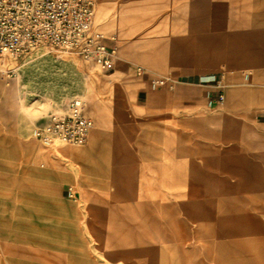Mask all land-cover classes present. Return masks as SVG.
<instances>
[{
  "label": "rangeland",
  "instance_id": "374dc122",
  "mask_svg": "<svg viewBox=\"0 0 264 264\" xmlns=\"http://www.w3.org/2000/svg\"><path fill=\"white\" fill-rule=\"evenodd\" d=\"M258 1L91 0L112 70L49 48L0 59V264H264V136L225 105L236 76L256 88L235 34L264 20ZM220 34L236 54L200 40ZM194 72L200 102L177 84ZM74 98L86 141L35 139Z\"/></svg>",
  "mask_w": 264,
  "mask_h": 264
},
{
  "label": "built area",
  "instance_id": "2783aa9c",
  "mask_svg": "<svg viewBox=\"0 0 264 264\" xmlns=\"http://www.w3.org/2000/svg\"><path fill=\"white\" fill-rule=\"evenodd\" d=\"M42 48L70 51L103 71L115 65L116 48L96 28L91 0H0V59H23ZM92 126L83 101L74 98L38 121L32 134L42 144L79 145Z\"/></svg>",
  "mask_w": 264,
  "mask_h": 264
},
{
  "label": "crops",
  "instance_id": "0c3cea01",
  "mask_svg": "<svg viewBox=\"0 0 264 264\" xmlns=\"http://www.w3.org/2000/svg\"><path fill=\"white\" fill-rule=\"evenodd\" d=\"M238 1H236L237 3ZM257 9L264 8V0H260L255 4ZM180 20L177 21L178 24H183L188 26V28H197L199 24H206V20L204 18H195L192 16H187L184 13H180L179 15ZM264 18V17H263ZM263 21V23H261ZM249 25L246 26L247 30L243 32H237L236 36V45L239 48L245 47L246 49L243 51L241 50L239 54H241V60H244L243 66H251L252 68L257 69L256 73L254 71L253 76H251V83L256 85L255 87L246 88L241 87L239 88V82L236 76V80H234L235 84V94L236 97L233 101L225 100L226 108L234 109L235 113L246 112V110H251V123L258 129L259 133L264 136V46H260L259 43L263 41L264 32L260 33L259 31H254V29H264V20L259 19V16L250 22ZM249 26V27H248ZM253 26V28H252ZM232 34H223L218 36H207L200 38L201 41H207L214 45V50L218 54L221 52H229L232 54H236L238 52L235 49L227 50L229 46L232 45V41H230L232 37H235ZM235 44V43H234ZM258 47V48H257ZM214 50L212 52H214ZM239 59V58H238ZM240 60V59H239ZM238 64H236V68ZM187 76L194 77L193 79L187 80H179L177 82L178 87L180 86H187L188 89H191L189 92V97H191L192 101L200 102L201 100L195 99H203L207 98L206 96L212 93L211 88H207L206 85L203 84L202 74L200 73H192L186 74ZM197 77V79H195ZM230 83L229 80L226 79L225 85ZM237 82V83H236ZM146 85V84H145ZM145 85L141 86V91H145L148 93V89ZM221 86V83L219 84ZM258 86V87H257ZM262 86V87H260ZM139 95V94H138ZM229 96V93L226 94ZM194 102V103H195ZM149 205L148 203H144Z\"/></svg>",
  "mask_w": 264,
  "mask_h": 264
}]
</instances>
